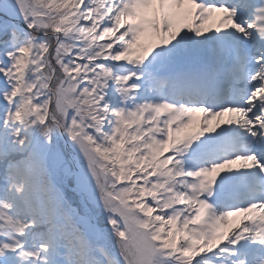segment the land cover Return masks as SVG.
<instances>
[{"label":"snow or ice","instance_id":"6c2138e0","mask_svg":"<svg viewBox=\"0 0 264 264\" xmlns=\"http://www.w3.org/2000/svg\"><path fill=\"white\" fill-rule=\"evenodd\" d=\"M0 264H264V0H0Z\"/></svg>","mask_w":264,"mask_h":264}]
</instances>
